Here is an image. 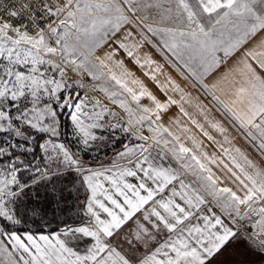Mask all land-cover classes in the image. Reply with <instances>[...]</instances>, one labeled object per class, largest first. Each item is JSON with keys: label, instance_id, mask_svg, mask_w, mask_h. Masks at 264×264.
<instances>
[{"label": "snow or ice", "instance_id": "1", "mask_svg": "<svg viewBox=\"0 0 264 264\" xmlns=\"http://www.w3.org/2000/svg\"><path fill=\"white\" fill-rule=\"evenodd\" d=\"M239 244L264 258V0H0V264Z\"/></svg>", "mask_w": 264, "mask_h": 264}, {"label": "rangeland", "instance_id": "2", "mask_svg": "<svg viewBox=\"0 0 264 264\" xmlns=\"http://www.w3.org/2000/svg\"><path fill=\"white\" fill-rule=\"evenodd\" d=\"M106 135H107V133H105ZM116 136H117V143H116V149H119L120 148V146H121V144L124 142L123 141V139L122 138H120V134L117 132L116 133ZM104 151H111V149H105ZM246 249L248 250V248L246 247V245H244V244H239V245H236V246H234L232 249H230V250H232L233 252H235V253H240L241 255H243L244 253H246L247 251H246ZM251 252V251H250ZM248 253V252H247ZM253 254V253H252ZM254 255V254H253ZM233 258H236V256H232V259ZM258 258H260V257H258ZM258 258H256V257H254V258H247L246 259V262L248 263V264H258L259 263V261L257 262L256 260H258ZM260 259H262V262L261 263H259V264H264V258H260ZM256 261V262H255ZM244 263V262H243ZM226 264H234V262H232V261H226Z\"/></svg>", "mask_w": 264, "mask_h": 264}, {"label": "trees", "instance_id": "3", "mask_svg": "<svg viewBox=\"0 0 264 264\" xmlns=\"http://www.w3.org/2000/svg\"><path fill=\"white\" fill-rule=\"evenodd\" d=\"M118 147V146H117ZM116 147V148H117ZM110 152V151H109ZM246 251L248 252H246V253H244L243 255H241L240 253H235V252H233L232 250H230L229 251V253H228V256H227V258H226V261H232V262H234V264H248L247 262H246V259L247 258H254V257H256V258H258V256H256V255H253L252 254V252H250L249 250H247L246 249ZM232 256H236V258H233L232 259ZM257 262L259 261V263H261L262 262V259H260V258H258V260H256ZM255 261V262H256ZM244 262V263H243ZM258 263V264H259Z\"/></svg>", "mask_w": 264, "mask_h": 264}, {"label": "crops", "instance_id": "4", "mask_svg": "<svg viewBox=\"0 0 264 264\" xmlns=\"http://www.w3.org/2000/svg\"><path fill=\"white\" fill-rule=\"evenodd\" d=\"M157 59H160V57L159 56H157ZM169 71H172V74L174 75V76H176L177 74L175 73V71H173L172 69H169ZM139 74V73H138ZM177 78L179 79V77L177 76ZM240 143H243V141H240Z\"/></svg>", "mask_w": 264, "mask_h": 264}]
</instances>
